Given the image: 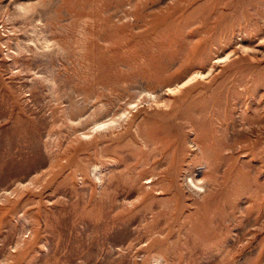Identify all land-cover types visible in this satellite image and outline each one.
Here are the masks:
<instances>
[{"label":"rangeland","instance_id":"1","mask_svg":"<svg viewBox=\"0 0 264 264\" xmlns=\"http://www.w3.org/2000/svg\"><path fill=\"white\" fill-rule=\"evenodd\" d=\"M157 262L264 264V0H0V264Z\"/></svg>","mask_w":264,"mask_h":264},{"label":"clouds","instance_id":"2","mask_svg":"<svg viewBox=\"0 0 264 264\" xmlns=\"http://www.w3.org/2000/svg\"><path fill=\"white\" fill-rule=\"evenodd\" d=\"M202 185H203V182H200V185H196V184H193L191 180L188 181V186H189L190 191L203 193L205 189ZM157 264H159V262H157Z\"/></svg>","mask_w":264,"mask_h":264}]
</instances>
